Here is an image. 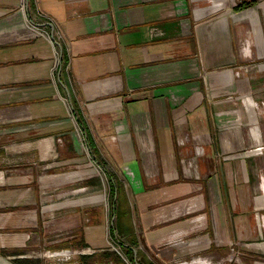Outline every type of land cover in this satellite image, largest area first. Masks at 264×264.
<instances>
[{
  "label": "crops",
  "instance_id": "obj_1",
  "mask_svg": "<svg viewBox=\"0 0 264 264\" xmlns=\"http://www.w3.org/2000/svg\"><path fill=\"white\" fill-rule=\"evenodd\" d=\"M29 3L62 33L66 70L52 79L50 44L27 27L20 0H0V153L24 156L11 169L0 159V264H25L32 244H46L48 181L77 184L57 191L71 198L56 219L74 246L108 250L109 227L138 226L162 261L202 249L209 264H264V115L254 107L264 102V0ZM184 213L192 218L171 220ZM186 230L198 237L177 242ZM192 260L180 264H206Z\"/></svg>",
  "mask_w": 264,
  "mask_h": 264
},
{
  "label": "rangeland",
  "instance_id": "obj_2",
  "mask_svg": "<svg viewBox=\"0 0 264 264\" xmlns=\"http://www.w3.org/2000/svg\"><path fill=\"white\" fill-rule=\"evenodd\" d=\"M69 120V118H68ZM6 145V144H4ZM84 153V151H83ZM85 154V153H84ZM10 155H13L11 152ZM8 155L5 151L0 153V159L3 160L2 163L8 165L10 164V169L15 167L17 164L22 162L21 153H16L13 156ZM28 156V155H27ZM32 156L24 158V161L31 160ZM48 179L54 180L52 177H48ZM105 185L107 187L108 183L106 181ZM54 182H47L48 188L43 189V198H41V203L43 206H46L47 209V219H45V224L43 225L42 233H44V238L46 244L38 248L36 244H32L30 248L27 250L28 253L25 254L27 257H31L27 259L29 262L25 264H180L183 262H192L194 258L200 257L204 263H208V252H202V249H197L198 252L191 253L188 255L181 256V258L176 259V261H162L159 257L155 256L153 252L146 246L145 241L142 237L140 230L137 229L133 231V234H127L120 232L119 229H114V234H112V227H109V231L107 230V245L106 248L108 250H100L95 251L92 254H73V256H69L71 251H80L81 249H85L86 247H81L80 245L74 246L75 242L70 243V232H66V230L61 229V226L57 222L56 216L59 217L60 215H56V212L59 211V208L62 207L61 203L67 200H71L67 196H61L58 194L60 189H72L76 186V182L71 183L68 182L67 185L60 187H55ZM115 186L120 189V182H116ZM47 191V192H46ZM58 191V192H57ZM45 194V195H44ZM120 201V198H118ZM111 197L107 196L105 198V205L107 207L111 206ZM176 205H180L179 201H175ZM130 204H133L130 203ZM177 205V206H178ZM59 207V208H58ZM180 215V214H179ZM192 214H182L180 216H176L172 221L180 218H185L183 220H190ZM197 216V214L195 215ZM183 220H176L175 222L183 221ZM108 220V224H110ZM117 228V225H116ZM187 231V230H186ZM198 230H191L187 231V233L183 234V238H181V242H190L193 238L198 237ZM37 228L32 227L30 230V241L36 243L37 237ZM133 237V239H132ZM63 241L61 245L55 246L56 243H61L59 241ZM188 240V241H187ZM79 241V240H78ZM180 242V241H177ZM109 243L112 244L115 250L110 248ZM173 245V243H171ZM176 244V243H175ZM55 246V249H54ZM133 246V247H132ZM134 249H132V248ZM30 251V252H29ZM60 253H69L67 256H54V254ZM189 253V252H188ZM186 254V253H185ZM233 255V254H232ZM231 255V256H232Z\"/></svg>",
  "mask_w": 264,
  "mask_h": 264
},
{
  "label": "built area",
  "instance_id": "obj_3",
  "mask_svg": "<svg viewBox=\"0 0 264 264\" xmlns=\"http://www.w3.org/2000/svg\"><path fill=\"white\" fill-rule=\"evenodd\" d=\"M19 10L24 15V20L27 27L30 30H32L37 36L46 39L50 44L53 52V65L50 71V75L54 80L58 70H60L61 68H64L66 70V63H64L63 55L61 52V46L63 44L64 37L60 32V30L55 28L52 21H50L45 15H43L38 10L37 7L31 5V3H29V0H20ZM40 24H43L47 28L41 27ZM248 47H249L248 43H246L245 46L242 47L243 54L249 55ZM201 70H203L202 65H201ZM62 100L67 107L68 118L72 122L74 126V131L78 135L80 146L82 147L84 153L87 156H90V149L87 144L86 134L84 133L83 128L79 124V118L73 111L70 104V100L65 97H63ZM254 107L258 110V113L264 115V102H260V103L254 102ZM187 140H188V136L182 135V137L177 140V143L180 145V147H184ZM97 168L100 171H102L99 166H97ZM261 226H264V220H262ZM109 245L112 250H115V248H113L111 243H109ZM95 251L96 250H93L91 248H85V249H81L80 251H71L70 254L65 253L64 255H62L63 253H60V254H54V256H61V255L67 256V254H69V256L70 255L73 256V254H92Z\"/></svg>",
  "mask_w": 264,
  "mask_h": 264
},
{
  "label": "trees",
  "instance_id": "obj_4",
  "mask_svg": "<svg viewBox=\"0 0 264 264\" xmlns=\"http://www.w3.org/2000/svg\"><path fill=\"white\" fill-rule=\"evenodd\" d=\"M253 4V2L252 1H248V2H241V3H239V4H237L235 7H234V9L235 10H243V9H245V8H248V6H251ZM110 182V178L108 177V183ZM111 184H112V182H111ZM121 199V198H120ZM111 231H112V234H114V229L112 228L111 229Z\"/></svg>",
  "mask_w": 264,
  "mask_h": 264
},
{
  "label": "bare ground",
  "instance_id": "obj_5",
  "mask_svg": "<svg viewBox=\"0 0 264 264\" xmlns=\"http://www.w3.org/2000/svg\"><path fill=\"white\" fill-rule=\"evenodd\" d=\"M181 242V241H180Z\"/></svg>",
  "mask_w": 264,
  "mask_h": 264
}]
</instances>
